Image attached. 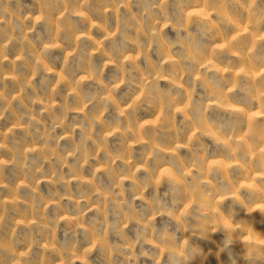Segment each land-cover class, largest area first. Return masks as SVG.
Here are the masks:
<instances>
[{
	"label": "rangeland",
	"instance_id": "374dc122",
	"mask_svg": "<svg viewBox=\"0 0 264 264\" xmlns=\"http://www.w3.org/2000/svg\"><path fill=\"white\" fill-rule=\"evenodd\" d=\"M257 204L264 0H0V264H264Z\"/></svg>",
	"mask_w": 264,
	"mask_h": 264
},
{
	"label": "clouds",
	"instance_id": "9594fccd",
	"mask_svg": "<svg viewBox=\"0 0 264 264\" xmlns=\"http://www.w3.org/2000/svg\"><path fill=\"white\" fill-rule=\"evenodd\" d=\"M234 199L233 195L231 193L225 192L221 193L217 197V204L220 206L225 200L228 199ZM259 210L261 214H264V204H257L254 205L248 213H252L254 211ZM217 211L219 212V215L223 217L224 222H219L216 225V231L223 230L224 232H240L241 235L239 237L240 243L243 245L245 252H247L246 245H250L254 242H257L258 237L260 236V233H258L252 226H250L249 230H244L243 225H237V222H233V217H229L228 215H225L223 212H221L220 207H218ZM186 230V229H185ZM187 240L183 241V244L185 248L187 247ZM232 243V240H228V238L225 236L224 240V247L229 246ZM260 244H264V239H259Z\"/></svg>",
	"mask_w": 264,
	"mask_h": 264
}]
</instances>
